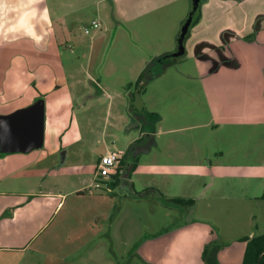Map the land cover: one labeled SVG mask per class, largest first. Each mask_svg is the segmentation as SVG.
<instances>
[{
	"label": "crops",
	"instance_id": "0c3cea01",
	"mask_svg": "<svg viewBox=\"0 0 264 264\" xmlns=\"http://www.w3.org/2000/svg\"><path fill=\"white\" fill-rule=\"evenodd\" d=\"M76 1L80 4L74 5L71 12L76 15L71 17L67 10L72 4L69 0H0V117L38 100L45 105L41 147L27 152L0 148L1 194L19 192L31 196L25 206L14 199L1 201L0 242L2 237L21 242L14 247L21 254L15 264H123L117 258L107 261L108 237L118 233V226L126 217V224L130 225L140 218L137 212L128 216L124 212L128 205L134 207L138 203L142 207L139 201H143L152 238L141 250H127L117 257H137L142 264H207L204 249L216 242L220 245L216 253L218 264H242L247 245L242 238L264 233V0H201L182 56L188 61L185 64L194 60L193 66L186 70L173 66L174 71L167 67L136 99L139 107L158 113L160 120L149 121L121 150L126 151L142 137L147 142L153 136L155 144L143 152L147 161L142 163L144 154H140L136 167L130 170L134 157L126 158L127 171L119 174L117 186L109 185L115 175L107 182L108 188L90 191L88 195L83 186L68 192L57 185L50 186L56 182L54 175L65 167L77 171L89 167L84 163L69 166L70 151H63L69 141L66 135L74 126L75 106L82 95L77 94L80 84L76 83V70L67 68L76 64L74 47L84 51L83 58L90 66L102 52L106 66L120 61L123 71H129V76L122 71L117 76L123 75L130 96L126 109L131 110L132 95L137 91L131 92L133 86L128 85L136 81L153 58L174 53L181 28L192 12L193 0H98L103 6L93 8L91 21L99 20L102 26L92 30L91 35L92 31L85 33L83 29L90 19L80 26L76 19L83 20L81 11L94 2ZM205 62L211 65L209 91L202 87ZM102 71L107 85L102 81L100 84L109 96L110 80L116 70L108 73L105 67ZM86 74L90 77L88 71ZM192 79L201 81V86L187 88L186 81ZM152 86H156V94L149 96ZM170 94L176 98L170 102V114L166 116L159 97L163 100ZM153 96H158V101L153 102ZM202 98L209 110L210 119L204 124L210 128V138L187 132L203 125V107L199 104ZM182 107L184 114L180 113ZM250 129L254 140L258 139L255 142ZM6 141L0 137V145ZM108 150L116 149H107L103 154ZM142 174H146V180L138 189ZM208 174L213 179H236L238 184L210 191L204 209L202 202L208 194L203 177ZM22 177L30 178L33 187L39 182L38 189L23 191ZM44 185L47 186L43 188ZM213 186L214 181L210 187ZM68 193L93 197L99 203L105 197L115 199L109 213L95 207L93 220L87 219L82 225L86 233L93 230V236L84 234L81 226L76 228L80 233L68 232L64 236L48 232L38 242L41 231L27 235L24 223L19 224L18 233H11L17 214L23 219L35 200L41 202L31 209L41 221L47 209H53L54 214L60 208ZM89 209L85 210L89 213ZM172 216L179 223L171 234H166L165 225ZM95 239L92 249L85 248ZM48 245L55 248H47ZM103 248L105 252L100 254L98 251ZM6 251L0 248V264H9Z\"/></svg>",
	"mask_w": 264,
	"mask_h": 264
},
{
	"label": "rangeland",
	"instance_id": "374dc122",
	"mask_svg": "<svg viewBox=\"0 0 264 264\" xmlns=\"http://www.w3.org/2000/svg\"><path fill=\"white\" fill-rule=\"evenodd\" d=\"M69 1L72 4L71 7H68L67 9L70 11L68 12V16L72 17L76 15V13L73 12L74 13L73 15V13L71 12L74 9V5L75 6L79 5L80 2H77L76 0H69ZM92 2L94 3L85 7L84 11H81L80 17L83 18V20L76 19L74 17V19L78 21L76 22V24H78L79 26L82 23L83 24L86 23L85 21L87 19H90L89 21H91L92 15L95 14L93 12V8L95 7L100 8L101 6H103V3H100L98 0H90V3ZM92 33L93 31L89 35H91ZM107 46H109V42ZM74 50L75 52L73 56H75L77 59L76 64L73 66L68 65L67 68L69 69L72 68L76 70L77 76L79 77V80H77L76 83L79 82L80 84L77 90V94L79 95V93L82 92V95H81V99L78 101L77 105L75 106L74 126L70 129V131L66 135L67 140L69 141L67 142L66 147L64 148L63 151H66L67 149H69L70 151V159L68 162L69 166L73 164L75 165L77 163H84V164H89V167L87 168L84 167L82 168L83 170L81 171H77L75 169H70L65 167L63 170H61L60 172L54 175L57 184L55 181H52V184H50V186L57 185L61 189H66L67 192L74 188L83 186L84 187L83 190L85 191L84 194L88 195L90 191L98 192L99 189H103V187L97 188L96 183L92 181L94 167L97 166L98 159L101 156V154H103L107 149H116L118 151H122L121 149L127 148L126 145L128 141L136 134H138V132L141 131V129L143 128V123L145 122V124H147L148 120L143 121L142 118L139 119L138 116H136L134 113L132 114L130 110L126 109V103L129 101L130 96L126 91L124 80H122L121 78L123 75L117 76V72L122 71L123 73L125 72L126 75H128L129 71L126 70L123 71V65L120 63V61H117L115 63L113 62V64L106 66L105 53L102 52V55L96 58L94 63H91L90 66L87 65V61L83 58L84 51L81 48L77 49L76 47H74ZM104 50L105 49H103V51ZM66 54L70 55L68 51H66ZM112 60L115 59L112 58ZM184 60H185L184 57H180L176 61V64H173L169 67L170 68L169 70L174 71L175 70L174 68L177 67L181 68V70H186L189 67L193 66L194 60H191V63H187V64H185L184 62H188V61H184ZM173 66L175 67L173 68ZM105 67H107L108 73L116 70V72L113 73L111 77L113 78V80H110L112 83L106 80L107 83H110L112 87L110 90L113 92V93L109 92L110 93L109 96H108V92H104L102 90V85L100 84L101 81L102 84H105L103 79H107L105 77H102V72H103L102 70H104ZM202 69L203 72L205 73L203 76L204 81L202 87L205 90L209 91L210 90L209 76L211 72L210 63L205 62ZM87 71L88 73H90V77L87 76L86 74ZM196 80L197 82H194L193 79L187 80L186 81L187 88L192 89V86H194V84L197 86H201V81H199L198 79ZM147 86L149 85L147 84L146 87ZM134 87L135 86L131 88V92H135ZM118 94L120 96H117ZM155 94H156V86H152V89L151 88L149 89V96ZM191 96H193V94ZM175 98L176 97L173 94H170L169 97L163 98V100H161V97H159L160 108L163 111H165L166 116L170 114L169 104ZM151 99H153L152 100L153 102H156L158 101V96L155 97L153 96ZM199 104L201 105V108L203 107L204 109V111L202 109L201 122H200L203 123V125H200V127L196 130H190L187 132L195 133L196 136H198L199 133L200 137L202 138H210L211 136L210 128L204 124L210 119L208 117L209 110L207 105L205 106L203 98H202V102ZM197 105H198V101H197ZM184 108L185 107L181 108L180 111L181 114L185 113L182 112ZM119 117L124 118V121L121 119L118 120ZM248 132L251 134L252 140L254 142L258 140V139L254 140L252 135L253 132L252 129H250ZM76 137H79V139L78 138L76 139ZM244 137L246 139L247 134H245ZM37 150L34 152H37ZM140 151H141L140 154L142 155L144 154L143 157H141L142 158L141 161L142 163L143 162L145 163L147 161V157L145 156V153L142 152V150ZM224 163H229V162H224ZM139 178L140 179L137 182V187L138 189H141L142 184L146 180V174L140 175ZM21 180H22L21 184H23V182H25V184L18 186H20L23 189V191L30 190L31 188L35 190L38 189L39 187V182L37 183L33 182L35 185L33 187L30 184V180H31L30 178L23 179L22 177ZM49 180H52V178ZM213 181H214V186L210 187ZM236 181H237L236 179H228V180L227 179L219 180L217 178L213 179L211 174L205 175L203 177V183L207 184L205 190H207L208 195H206L207 197L205 196V198H207L206 201L204 199L202 202L204 209L207 206L208 198L211 195L210 191H213L215 188L217 190L222 187L224 188L228 187L231 184H238V182ZM46 184H49V182H46ZM46 186L44 185L43 188H45ZM2 188L3 187L0 188V206L2 200L5 201L8 199L17 200V204L21 203L24 206L27 203H29L31 196H27V195L22 196L20 195L21 193L19 192L16 194H12V195L10 194L9 196H6L1 194ZM35 198L37 199L39 197L36 196L35 194ZM45 200L46 202H50V199H45ZM96 200L97 199H94L93 197L84 196V195L79 197L68 193L61 204V206L64 204L63 208H61L60 206V208L55 213L53 212L54 214H52L53 209H47L43 217L41 218V221H38V218H35L36 214L31 209L34 204L41 202L40 200H35L32 203V205L28 207L27 215H25L23 219H20V215L17 214L16 216L17 219L15 221V224H12V226L14 227L11 233L19 232L20 223H24L27 225L25 226L26 227L25 234L27 235L31 236L34 235L36 231L39 230L41 231L39 232V235L41 234V236L37 240L38 242L48 232L50 233L54 232L57 234L62 233L64 234V236L68 235V232H73L74 234L80 233L76 228L81 227L82 225L87 223V219H89V222L93 220V215H92L93 208L99 207L101 211L108 212L109 209L111 208V205L113 204V201H115V199L112 200V198L110 197H105L104 199H101L100 203ZM215 201H217V199H215ZM122 202H126V199L124 201L122 200ZM139 203L143 204L142 207L137 206L136 204L138 203H136L134 206L136 208L132 207L131 205H128L126 207L124 214L128 213L127 214L128 216L131 212H137L140 218L135 219L130 225V224H126V219L128 218L126 217L125 221L121 220L124 223L123 225L121 224L122 227L121 225L118 226V233L113 234L112 235L113 237L110 236L111 239L110 237H108L107 247H105L106 254L108 255L107 261L116 260L115 258H117V260L118 261L121 260V263L123 264H133V263L142 264V262H140L137 257H133V258H130V256L129 257L124 256L123 258L117 257L119 254L127 253L128 252L127 250L130 251L131 249L141 250L149 242V239L151 240L152 238V234H151L152 231H150V228H148L147 220L144 215L146 211L145 208L146 204L143 201H139ZM88 207L91 208L89 209V213L87 210H85ZM117 209H119L118 206ZM51 214L53 216H51ZM178 219L181 220L182 216H178ZM41 222L42 224H40ZM178 223L179 222L177 221V219H175L172 216L170 218L169 223L165 225V230H164L165 233L171 234V232L175 228H177ZM115 227L116 226L114 225L113 228ZM84 228L86 229L87 225ZM4 231H6V229ZM84 231L85 230H83V226H82V232L84 234L89 233L88 235H91L92 233H94L93 230H90V232L87 233L86 231L85 232ZM114 232L115 229H113L112 233ZM21 234L23 233L21 232ZM94 234H92L91 236H93ZM0 235H1V231H0ZM96 239L91 241L90 244H88L85 248L92 249L93 245L96 242ZM16 245H22V244L21 242L18 243L13 239L10 238L4 239L2 237V241L0 242V248H4L5 250H7L5 253L10 256L9 264H15L17 262L18 257L21 255L18 251H16V248H14V247H18ZM47 248H55V246L48 245ZM105 249L104 248L100 249L98 252L102 254L103 252H105ZM2 255L3 253L1 254V257Z\"/></svg>",
	"mask_w": 264,
	"mask_h": 264
},
{
	"label": "trees",
	"instance_id": "16d2710c",
	"mask_svg": "<svg viewBox=\"0 0 264 264\" xmlns=\"http://www.w3.org/2000/svg\"><path fill=\"white\" fill-rule=\"evenodd\" d=\"M193 6H194V0L192 3V10H193ZM189 31H190V29H189ZM189 31L186 34V38L189 36ZM180 35H181V31H180ZM180 35H179V37H180ZM179 37H178V46H177V49L174 51V53L179 48V44H180L179 43ZM186 38H185V40H186ZM174 53L173 52L164 53L160 56L153 58L145 66V68L142 70V72L139 74L136 81L133 84L130 83L128 85V88H130L131 86H135L134 87L135 92L137 91L139 93V95L144 93V91L146 89V85L150 81H152L154 78L163 74L167 67L175 64L176 61L180 57L184 56V54H185L184 53L182 55L175 56V55H173ZM132 101H134L133 96H132ZM132 105H133V102H132ZM132 108H133L132 110H133L134 114L136 116H138L139 119L142 118L143 121L148 120V123H149V121H151L152 123H156L160 120V115L158 113L148 111L147 109H145V107H143L141 109L140 108L137 109L133 105ZM146 125L147 124H145V122H144L143 123L144 129L146 128ZM154 144H155V140H154V137L152 136L149 141L147 140V142L145 140H143L142 138L138 139L130 146V148H128V150L126 151L125 158H129V157L133 158L134 157L133 164H132V167L130 168V170H133L136 167L138 157H139L140 152H141L140 150H142V152H146ZM124 162H125V160H124ZM115 175H116L115 180L112 182H109V185H111L112 187L117 186L119 183V173H117ZM262 198H264V193L262 194ZM242 240L247 242L242 264H264V233L258 234L256 236L251 237V238L250 237H243ZM219 247H220V245L216 242L213 244L207 245L205 247L204 252H203V256H204V259L206 260L207 264H218L217 258H216V253H217Z\"/></svg>",
	"mask_w": 264,
	"mask_h": 264
},
{
	"label": "water",
	"instance_id": "95a60500",
	"mask_svg": "<svg viewBox=\"0 0 264 264\" xmlns=\"http://www.w3.org/2000/svg\"><path fill=\"white\" fill-rule=\"evenodd\" d=\"M201 0H194L193 10L181 28L179 48L173 55L185 52V38L189 28L197 18ZM45 105L38 100L31 106L21 109L9 116L0 117V137L6 142L0 145L3 151L27 152L42 146L44 141ZM3 139V138H1Z\"/></svg>",
	"mask_w": 264,
	"mask_h": 264
},
{
	"label": "built area",
	"instance_id": "2783aa9c",
	"mask_svg": "<svg viewBox=\"0 0 264 264\" xmlns=\"http://www.w3.org/2000/svg\"><path fill=\"white\" fill-rule=\"evenodd\" d=\"M101 26L102 24L99 20H92L83 29L85 33H90L92 30L98 29ZM122 153V151L118 150H108L100 156L95 169V183L97 188L107 187V182L113 178V175L117 171Z\"/></svg>",
	"mask_w": 264,
	"mask_h": 264
},
{
	"label": "flooded vegetation",
	"instance_id": "af4514ba",
	"mask_svg": "<svg viewBox=\"0 0 264 264\" xmlns=\"http://www.w3.org/2000/svg\"><path fill=\"white\" fill-rule=\"evenodd\" d=\"M177 52V51H176ZM141 96V94L139 95V93L137 92L136 94L134 93V101H133V105H134V107L135 108H137V109H141V108H143L144 106H141V107H139L138 106V104L136 103V99H138V97H140ZM135 103V104H134ZM132 105V106H133ZM133 108H131V113L133 114L134 112H133V110H132ZM141 121V120H140ZM141 139V138H140ZM142 139L143 140H145V137H142ZM135 142V141H134ZM133 142V143H134ZM132 143V144H133ZM131 144V145H132ZM128 148H130V147H128ZM128 150V149H127ZM126 150V151H127ZM126 151H122L123 153H122V156H121V158H120V161H119V164H118V168H117V171H116V173L115 174H117V173H119V174H122V173H124V171H125V169H126V171H127V168H126V165H127V163H125L126 162V158H125V155H126ZM124 160H125V162H124ZM132 167V166H131ZM115 174L113 175V176H115Z\"/></svg>",
	"mask_w": 264,
	"mask_h": 264
}]
</instances>
